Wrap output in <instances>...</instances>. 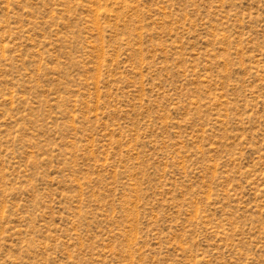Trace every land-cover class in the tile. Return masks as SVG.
<instances>
[{
	"label": "rangeland",
	"instance_id": "374dc122",
	"mask_svg": "<svg viewBox=\"0 0 264 264\" xmlns=\"http://www.w3.org/2000/svg\"><path fill=\"white\" fill-rule=\"evenodd\" d=\"M0 264H264V0H0Z\"/></svg>",
	"mask_w": 264,
	"mask_h": 264
}]
</instances>
